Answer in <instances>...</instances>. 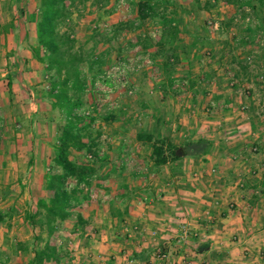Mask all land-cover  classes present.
I'll return each mask as SVG.
<instances>
[{"label":"rangeland","instance_id":"rangeland-1","mask_svg":"<svg viewBox=\"0 0 264 264\" xmlns=\"http://www.w3.org/2000/svg\"><path fill=\"white\" fill-rule=\"evenodd\" d=\"M40 1L0 0V208L14 207V212L20 210L21 214H25L29 230L23 235L31 237L29 242H35V236H40L41 240L37 243L39 249L49 241L54 244L59 242L61 244L57 245L63 248L69 246V241L76 243L83 237L78 234L82 231L76 228L74 219L61 223L59 230L50 236L43 218H38L37 226L33 227L27 217L36 211L38 200L51 195L45 187V175L54 166L57 136L58 114L47 98L50 74L32 52V47L38 45L33 16L38 13ZM138 1L110 0L105 4V1L79 0L72 8L71 16L60 26L61 33L69 34L75 41L76 52L94 60L102 58L104 62L100 71L97 74L94 72V78L91 74L88 76L91 83L83 96V107L78 111L92 125L94 137L99 133L102 135L98 150L106 159L102 163L104 169L110 168L116 160L109 137L126 126L133 133L140 128L146 133L155 132L151 127L156 123H153L154 118L157 119L154 110L150 105L147 107L149 111H146L142 103L155 101L154 106L158 109L160 95L157 84L162 83L160 81L165 75L171 78L176 73L187 71L189 66L198 73L197 76L215 69L229 73L220 76L219 81L210 79V82L224 86L223 97L229 96L232 105L218 107L216 104H201L198 118L210 114L236 117L246 124L247 131L241 134L245 136L242 140L249 143L233 159L238 164L247 163L244 166L257 162L258 166L247 169L248 176L254 182H259L261 178L264 180V18H257L249 8L237 10L224 0H201L200 6L193 0H167L173 3L167 9V15L173 16L174 23L184 31V42L177 53L169 51L167 55L158 56L156 45L163 33V22L161 19H150L140 24L136 18ZM208 1L213 5L209 9L205 7ZM217 22L221 25L218 30L212 25ZM147 41L150 44L145 47ZM151 43L153 46H150ZM148 60L151 61L149 65ZM116 67L125 68V85L120 81L122 78L111 75ZM82 69L87 72V65L83 64ZM186 79L174 77L172 81H175L171 83H182ZM131 90L133 94L129 93ZM119 118L128 123L115 128ZM224 125L216 132L225 128L236 132L235 128ZM230 145L224 143L225 147ZM255 147L257 152L253 151ZM72 159L79 162L95 160L91 155L75 151ZM102 168L91 180L89 199L75 209V213L95 210L102 205L103 196H108L110 182L102 179L104 183H101L100 177L105 173ZM235 184L236 181L232 187ZM69 185L73 187L76 182L70 180ZM257 191L253 196L263 195L264 190ZM4 200L7 202L3 203ZM108 201L109 197L103 203L106 205ZM231 204L234 208V203ZM76 229L79 231H75V236L73 232L68 236Z\"/></svg>","mask_w":264,"mask_h":264},{"label":"crops","instance_id":"crops-1","mask_svg":"<svg viewBox=\"0 0 264 264\" xmlns=\"http://www.w3.org/2000/svg\"><path fill=\"white\" fill-rule=\"evenodd\" d=\"M186 70L171 76V80L187 77L181 88L170 84L167 75L157 84L158 109L155 101L142 103L145 110L151 105L157 117L151 126L155 132L147 133L155 139H168L178 147L180 160L156 167L152 145L137 140L139 133L146 132L142 128L133 133L126 126L110 136V148L115 151L116 160L110 168H102L105 173L100 177L110 182L108 196H103L102 205L94 207L95 210L80 211L87 225L78 232L83 237L76 243L69 241L68 247L61 248L59 242L49 241L59 256L44 264H264V180L254 182L248 176L247 169L258 166L257 162L244 166L247 163L234 161L236 153L244 151L249 143L242 140L241 134L247 131V125L236 117L210 114L198 118L201 104L232 105L228 95L223 97L224 86L210 82L229 73L215 69L197 76L189 66ZM119 119L115 128L128 123L124 118V121ZM223 124L236 132L229 128L216 132ZM166 127L169 128L164 131ZM200 139L210 142V152L201 157L191 156L185 145ZM224 143L231 145L225 147ZM212 168L217 169L216 176H211ZM195 175L199 178L195 179ZM238 180L244 181V189L232 187ZM257 189L263 192L262 196H253ZM107 197L109 201L105 205ZM215 199L221 201V206L215 207ZM230 202L234 208L228 206ZM3 208H0L4 219L0 222V264H31L35 253L42 248L34 241L29 242L31 237L24 236L29 230L25 214L20 210L14 212L11 206V209ZM206 209L214 212L212 223L203 217ZM182 222H188L198 237L179 245L174 236ZM75 231L79 229L68 236L72 232L75 236ZM154 231L159 233L157 239L152 236ZM161 250L168 255L163 261L157 258Z\"/></svg>","mask_w":264,"mask_h":264},{"label":"trees","instance_id":"trees-1","mask_svg":"<svg viewBox=\"0 0 264 264\" xmlns=\"http://www.w3.org/2000/svg\"><path fill=\"white\" fill-rule=\"evenodd\" d=\"M78 1L41 0L38 13L35 16L32 15L36 21L38 40V45L32 47V52L34 57L46 66L45 70L50 74L47 98L52 109L57 112L58 119L56 120L54 166L45 175V187L51 195L47 199L38 200L36 211L31 215L28 214L27 217L33 227L37 226L38 218H43L50 236L59 230L61 223L68 220L74 219L76 228L83 229L87 225L82 213H75V209L89 199L91 180L98 169L103 167L102 163L106 162L98 150L102 135L99 133L94 137L91 132L92 125L78 113L83 107V96L91 83L88 81V76L90 74L92 78L96 76L104 66L103 59L94 60L82 52H76L75 41L69 34L60 31L61 24L71 16V10ZM98 1V3L105 1V4L110 2V0ZM224 1L237 10L249 8L258 16L257 18H264V0ZM193 2L198 6L201 5V0H193ZM172 5L173 3L167 0H139L136 5V18L140 24L150 19H161L163 22V33L156 45L158 56L167 55L169 51L177 53L184 42L182 37L184 31L174 23L173 16L167 15V9ZM210 6H213L212 2L208 1L205 7L209 9ZM173 14L176 15V12ZM232 21L233 19L230 20ZM149 44L148 41L145 42V47ZM150 46H153L152 43ZM83 64L87 65V72L83 71ZM169 80L172 82L170 77ZM170 84L174 85V83ZM114 118L110 117V119ZM137 140L152 145V159L156 167L180 160L177 155L178 147L168 139H155L153 134L141 132L137 135ZM211 146L206 139L185 145L189 154L195 157L208 154ZM73 151L91 155L95 160L76 161L72 159ZM70 180H74L76 185L71 187ZM82 186H86L87 189L85 190ZM3 220L0 211V222ZM40 240V236L35 237L36 244ZM57 254V248L47 242L35 253L31 264H44L45 261L56 260L59 256Z\"/></svg>","mask_w":264,"mask_h":264},{"label":"built area","instance_id":"built-area-1","mask_svg":"<svg viewBox=\"0 0 264 264\" xmlns=\"http://www.w3.org/2000/svg\"><path fill=\"white\" fill-rule=\"evenodd\" d=\"M213 25V28L218 30L220 29L221 25L217 22V23H212ZM148 65L151 63L150 60L147 61ZM128 70V69H127ZM125 73H126V70L124 67H116L113 69V72H111V75L113 76V78H115L116 76L119 77V78H122L120 79V81H123L122 83L125 85L127 83L126 81V77H125ZM232 86L234 85V82H232L231 84ZM175 88H181L183 86L182 83H175L174 84ZM130 94H133L134 91L131 90L129 92ZM253 151L254 152H257L258 151V148L255 147L253 148ZM210 174L212 176L216 175L217 174V169L216 168H212L210 170ZM195 179H198L199 176L198 175H195L194 176ZM236 188L238 189H244L245 188V183L243 180H238L236 182V184L234 185ZM212 194V193H211ZM215 197V195H214ZM221 201L218 200V199H215L214 200V205L215 207H219L221 206ZM229 206L230 208H233V204L229 203ZM214 212L212 209H206L205 212L203 213V217H205V219L207 220L208 223H212L214 220H215V216L213 215ZM152 236L157 239L159 237V233L157 231H154ZM198 237V233L195 232L192 228H191V225L188 223V222H182L180 223L178 226H177V232L174 236V239L176 240V243L179 244V245H183L185 243H187L191 238H197ZM159 247V245H158ZM167 253L164 252L163 250L159 251V254L157 255V258L161 261L165 260L167 258ZM132 264H140L138 262H132ZM189 264H193V263H189Z\"/></svg>","mask_w":264,"mask_h":264}]
</instances>
